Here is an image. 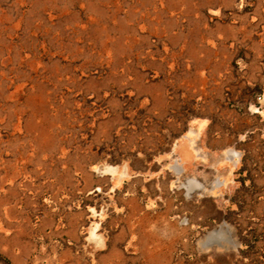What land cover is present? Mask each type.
Masks as SVG:
<instances>
[{
    "label": "rangeland",
    "instance_id": "obj_1",
    "mask_svg": "<svg viewBox=\"0 0 264 264\" xmlns=\"http://www.w3.org/2000/svg\"><path fill=\"white\" fill-rule=\"evenodd\" d=\"M0 264H264V0H0Z\"/></svg>",
    "mask_w": 264,
    "mask_h": 264
}]
</instances>
